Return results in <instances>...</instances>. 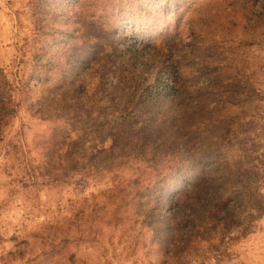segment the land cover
<instances>
[{
  "label": "rangeland",
  "instance_id": "1",
  "mask_svg": "<svg viewBox=\"0 0 264 264\" xmlns=\"http://www.w3.org/2000/svg\"><path fill=\"white\" fill-rule=\"evenodd\" d=\"M191 2L203 6L201 24L210 2ZM155 3L0 0V88L14 102L0 140V264H264V0H240L201 32L217 40L225 68L198 108L193 94L204 119L190 124L211 129L224 183L191 225L182 222L189 205L170 221L157 197L132 201L136 182L173 164L170 141L120 124L125 114L141 123L137 97L125 113L109 96L89 116L92 97L75 94L94 90L101 73L114 77V56L141 50L130 36L141 18H161Z\"/></svg>",
  "mask_w": 264,
  "mask_h": 264
},
{
  "label": "trees",
  "instance_id": "2",
  "mask_svg": "<svg viewBox=\"0 0 264 264\" xmlns=\"http://www.w3.org/2000/svg\"><path fill=\"white\" fill-rule=\"evenodd\" d=\"M155 1L158 7L163 4L161 18H149V22L141 18L136 29L133 25L134 30L130 38L138 41L141 50H128L125 56H114L112 63L115 64V69H110L114 70V77L108 80L98 71L101 74L99 81L95 82V89L89 92L78 89L75 94L83 103L86 101L81 96L92 97L91 101L86 102L89 108L86 113L89 116L98 103L109 101V96L120 98L116 99L115 103V99L110 101L114 109L123 107L126 109L125 113L137 97L136 107L131 111H137L138 115H141V123L131 115L129 117L125 114L120 124L136 125L141 133H147L150 142L170 141L171 145L167 150H171L173 164L168 169H158L157 166L154 172L156 176L145 182H136L133 186L135 192L132 201H137L139 206L144 204L143 201L146 204L155 203L154 197H157L158 202L162 203V210L169 211L167 219L169 217L170 221L175 218L178 220L181 211L186 210L189 205L188 215L182 219L187 226L202 218L206 210L205 200H208L214 191H218V188L221 189L224 183L219 170L225 158L221 161L220 150L206 139L208 134H211V129L199 128L193 131V124H190L197 120L200 123L204 119L202 116L199 118L201 113L198 109L191 108L193 94L197 93L198 108L208 88L215 81L212 74L221 73L225 68L221 67L220 57L218 58L219 43L213 37L212 42L200 40L203 36H208L206 31L201 32L203 28L210 30L215 14L226 13L228 8L236 10L240 0H207L210 3L205 9H209L210 13L207 16L199 15L201 24L195 15L204 10L203 6H198L191 0ZM186 5L189 9L185 12L186 15L182 16ZM214 6L217 12L212 9ZM171 18L176 22L174 26L170 22ZM146 66L152 68V76H145ZM83 70L88 72L85 67ZM200 75L206 76L204 86L198 85L194 90L193 83L199 81ZM5 89L6 86L0 88V140L3 126L14 115V102ZM94 98L96 99L93 100ZM220 101L216 102L214 109H220ZM118 111L113 110V114ZM56 128L59 127H55L51 132L54 134L52 136L61 134L62 131L59 132ZM130 128L134 129L133 126ZM45 156L49 161L52 158L49 146L45 148ZM153 160L156 162L154 158ZM165 171H168L167 175L164 174ZM200 204L199 208L195 206Z\"/></svg>",
  "mask_w": 264,
  "mask_h": 264
}]
</instances>
